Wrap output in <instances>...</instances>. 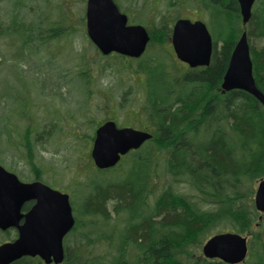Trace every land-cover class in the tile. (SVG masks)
Listing matches in <instances>:
<instances>
[{"label":"trees","instance_id":"obj_1","mask_svg":"<svg viewBox=\"0 0 264 264\" xmlns=\"http://www.w3.org/2000/svg\"><path fill=\"white\" fill-rule=\"evenodd\" d=\"M8 1L14 6L0 21V42L7 39L9 47H17L19 58L28 64L31 58L38 61V55L54 58L59 48L54 41L71 33V23L58 17V21L44 26L28 17L32 5L24 12L26 0ZM200 3L218 24L208 66L181 70L177 66L181 62L166 59V51L162 61L148 58L152 31L139 58L116 53L105 56L131 60V74L141 76L142 99L135 107V118L140 121L136 124L141 122L140 128L149 130L152 138L107 169L96 168L90 157L85 160V168L97 178L91 184H86L88 178L80 181L88 191L81 203L82 219L65 235L60 264H232L204 257L200 246L214 230L244 235L258 220L253 195L256 182L264 176V104L242 89L221 92L220 83L241 32L246 31L248 42L264 35V0H256L247 24L241 22L237 0ZM127 16L129 22L149 24L139 18L140 14ZM175 18L164 20L160 26L169 27ZM249 48L253 76L264 95V47L249 44ZM19 74L23 82L24 71ZM32 83L25 80L23 89L7 94L13 105L7 106L6 115L0 113L7 123L5 132L0 127V143L5 133L8 142L12 141L11 134L17 133L18 139L21 136L18 145L28 149L27 144H39L54 131L49 121L41 127L37 122L36 127L29 122L23 127L11 124L16 111L19 122L27 114L28 121L35 117L28 112L33 102ZM125 99L131 103L123 92L117 105L125 106ZM86 137L91 138L89 134ZM33 173L40 177L34 169ZM158 180L161 200L154 201ZM181 187L191 189L193 197L179 192ZM195 200L198 203H192ZM260 225L263 227L264 220ZM248 240L247 257L234 264H264V233L255 232ZM9 264L46 263L38 257L23 256Z\"/></svg>","mask_w":264,"mask_h":264},{"label":"rangeland","instance_id":"obj_2","mask_svg":"<svg viewBox=\"0 0 264 264\" xmlns=\"http://www.w3.org/2000/svg\"><path fill=\"white\" fill-rule=\"evenodd\" d=\"M85 1L26 0L22 6L26 12L32 5L28 17L41 21L44 26L58 21L56 19L58 17H61L63 22H70L73 26L69 35L54 41L56 42L55 47H59L57 50L54 49V51H58L54 58H50L51 55L49 57L38 55V61L31 58V62L28 64L19 58L20 50L17 47L13 45V47H9L7 39L0 42V113L6 115L7 106L13 105L7 94H13L15 90L23 89L25 80L30 79L33 81L34 94L30 93L33 102L28 112H33V116L36 118L33 117L30 120V117L28 121L27 114V117L19 122L16 118L18 111H16L13 114V119L15 116L19 123L12 120L17 124L14 122L11 124L18 127H23L25 122H29L28 124L33 127L37 126L36 122L39 123L38 127L48 121L54 124L53 127L50 126L54 130L51 135L42 139L39 144H27L28 149L18 145L21 144V136L18 139L19 134H11L12 141L8 142L5 133L4 140L0 143V165L16 174L22 181L40 180L53 188L66 192L69 195L76 222L82 219L81 203L88 194L80 181H86L88 178L89 181L86 184H91L92 179L96 180L97 178L93 177V172L90 173L89 169L85 168V160L90 157L89 151L95 124L103 121L104 118L115 119L119 126L132 125L140 128L142 124L141 122L136 124L140 120L135 118V107H138L137 102L139 103L142 99V89L139 84L141 76L131 74L133 70L131 60L120 57L106 58V55L101 54L89 40L85 32ZM114 1L126 15L140 14L139 18L142 21L147 20L146 22L149 23L147 25L149 28H146L151 38L153 32V40L149 45L147 57L153 61L161 60L162 52L166 51L169 55L166 59L180 63L171 46L173 21L167 28L160 26L164 20L167 21L166 19L169 21V18L175 16L192 20L200 19L205 22L211 35L216 33L214 31L218 25L216 18L199 5L201 4L200 0ZM257 1L260 2V0ZM13 6V2L0 0V21L8 17L7 13L9 10L12 11ZM82 18H84V22ZM154 28H159V30L156 32ZM54 42L51 44L52 47H54ZM249 44L258 49L264 47V35L259 38H249ZM217 45L219 47L221 43L218 42ZM180 64L177 66L181 70L186 69V63L181 62ZM22 70L25 74L22 76L25 79L23 82L18 79ZM32 85L30 86L32 87ZM123 92L130 97L131 103L125 99V106L119 107L117 102ZM0 120V127L5 129V132L7 123L5 124L1 117ZM87 134L91 137L88 140H86ZM30 146H32L31 150ZM33 169L36 170L39 178H35ZM155 184L158 185L154 188L152 196L154 201L160 198L159 180ZM179 192L193 197V191L189 188L181 187ZM192 203L196 204L198 201L195 200ZM149 207L151 210L153 205ZM263 220L264 213L259 212L258 220H255L251 231L244 234L247 239H250L255 232H260L263 235L264 225L263 227L260 225ZM258 223L260 224L257 225ZM8 231L9 234H6ZM215 231L214 234L217 233ZM5 235H9V238L13 239L15 232L11 229L4 231L0 234V243L10 240Z\"/></svg>","mask_w":264,"mask_h":264},{"label":"water","instance_id":"obj_3","mask_svg":"<svg viewBox=\"0 0 264 264\" xmlns=\"http://www.w3.org/2000/svg\"><path fill=\"white\" fill-rule=\"evenodd\" d=\"M242 23L248 22L254 0H237ZM86 33L103 54L117 52L139 57L149 41L146 28L129 24L114 0H86ZM171 42L176 56L191 67L208 65L213 50L211 35L199 19L178 18L172 28ZM242 89L262 104L264 95L256 85L246 32L234 44L222 77V91ZM149 131L130 126L118 127L109 119L94 133L91 158L95 166H114L122 155L137 149L150 139ZM33 201L26 212L25 202ZM254 205L264 212V177L254 192ZM74 217L68 194L39 180L21 181L16 174L0 165V229L14 227L17 237L0 244V264H9L22 256H39L44 262L60 263L64 257L62 239L72 228ZM247 237L236 232H221L210 236L202 245V254L225 263H238L247 253Z\"/></svg>","mask_w":264,"mask_h":264},{"label":"flooded vegetation","instance_id":"obj_4","mask_svg":"<svg viewBox=\"0 0 264 264\" xmlns=\"http://www.w3.org/2000/svg\"><path fill=\"white\" fill-rule=\"evenodd\" d=\"M29 208H27V210H28ZM27 210H23V212H26Z\"/></svg>","mask_w":264,"mask_h":264}]
</instances>
